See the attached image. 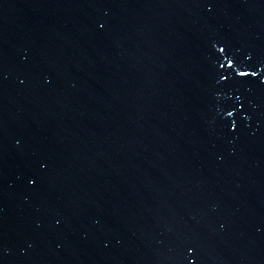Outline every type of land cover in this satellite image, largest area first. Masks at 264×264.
Wrapping results in <instances>:
<instances>
[{"label": "water", "instance_id": "water-1", "mask_svg": "<svg viewBox=\"0 0 264 264\" xmlns=\"http://www.w3.org/2000/svg\"><path fill=\"white\" fill-rule=\"evenodd\" d=\"M110 3L194 187L243 262L264 264V0Z\"/></svg>", "mask_w": 264, "mask_h": 264}, {"label": "snow or ice", "instance_id": "snow-or-ice-1", "mask_svg": "<svg viewBox=\"0 0 264 264\" xmlns=\"http://www.w3.org/2000/svg\"><path fill=\"white\" fill-rule=\"evenodd\" d=\"M221 51H223V49H221ZM221 67H223V65H221ZM241 75H247V73H240ZM223 79H227V77H223ZM233 113L229 112L228 115L231 116ZM234 127V126H233ZM33 183H35V181H33Z\"/></svg>", "mask_w": 264, "mask_h": 264}]
</instances>
